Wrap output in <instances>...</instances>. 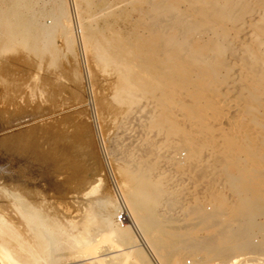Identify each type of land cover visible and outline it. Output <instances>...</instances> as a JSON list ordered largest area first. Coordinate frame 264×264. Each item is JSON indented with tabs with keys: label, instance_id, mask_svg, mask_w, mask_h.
Masks as SVG:
<instances>
[{
	"label": "bare ground",
	"instance_id": "6f19581e",
	"mask_svg": "<svg viewBox=\"0 0 264 264\" xmlns=\"http://www.w3.org/2000/svg\"><path fill=\"white\" fill-rule=\"evenodd\" d=\"M11 1L13 12L17 0ZM143 3L146 9L140 10L146 15L145 21H138L124 35L112 32L103 42L105 50L95 48V58L101 66L114 71L112 98L122 107L123 119L145 122L148 130L164 138L162 145H143L152 157L137 159L131 172L130 167L122 166L123 171L124 167L129 170L127 178L132 182V192H124L129 191L122 190L113 179V196H110L104 193L102 179H96L84 194L89 199L80 220L71 217L67 205L61 208L65 210L62 217L50 213L52 203L45 205L40 195L36 198L40 201H29L21 195L23 188H18L22 191L18 194L17 183L5 185L7 179L0 176V195L5 200L0 196V201L8 203L15 215L11 218V213H7L8 218L0 213V264H58L62 260L106 264L110 256L107 252L120 250L112 241L116 228L125 227L134 232L137 243L151 258L148 259L159 264L143 237L147 224L139 223L130 207L137 205L135 199L139 196L146 195L154 202L161 199V188L150 173L163 154L180 149L196 161L211 150L219 154L213 163L219 167L222 178L218 180V174H213L211 185H219L215 192L221 196V205L212 213L196 218L202 229L214 230L213 236L201 243L202 250L217 259L238 256L231 264H264V0H144ZM11 9L8 15L0 16L10 24L8 38H21V19L11 20ZM42 30L46 34L51 32L50 27ZM31 41L35 44L34 38ZM168 137L174 141L169 142ZM8 180L14 182L15 177ZM131 182L125 185L130 186ZM224 189L227 197H223ZM8 204L0 208L1 212H5ZM122 204L128 223L120 226L116 217ZM148 211L151 213L152 209ZM104 244L108 248L104 246L107 250L103 251ZM214 245L224 247L215 249ZM57 251L66 253L58 256ZM127 253L122 255L130 258L131 253ZM168 261L179 264L174 254Z\"/></svg>",
	"mask_w": 264,
	"mask_h": 264
},
{
	"label": "rangeland",
	"instance_id": "374dc122",
	"mask_svg": "<svg viewBox=\"0 0 264 264\" xmlns=\"http://www.w3.org/2000/svg\"><path fill=\"white\" fill-rule=\"evenodd\" d=\"M143 1L17 0V6L12 12V1L0 0V15H8L11 9V20L16 17L21 19L23 33L21 38H8L10 24L0 16V176L7 179L5 185H14L16 182L18 194L23 191L24 194L22 192L21 195L29 201L38 202L40 199L36 198L42 197L41 201H46L43 202L45 205L52 203L54 206L51 204L53 208L49 206V210L53 212H49L56 213L59 217L65 211L61 208L67 205L71 217L80 220L89 199L84 194L98 178L102 179L105 194L113 196L112 179L122 190L129 191L124 192H132V182L127 178L129 170L132 171L136 161L152 157L142 146L146 147L150 143L158 146L163 143L164 138L156 136L153 130H148L145 122L136 119L126 122L123 119L122 107L112 98L114 71L101 66L95 58V48L102 47L101 50H105L103 42L112 32L124 35L138 21H145L146 15L141 11L146 9L145 4H141ZM74 3L80 27L76 23ZM42 27H50V34H46ZM32 38L35 39V44L31 41ZM168 141L172 142L174 139L168 137ZM216 153L215 150L205 152L198 161L190 159L181 149L163 154L158 159L155 170H152L154 174L152 171L150 173L161 188V199L154 202L146 195L139 196L143 199L140 202L144 206L138 202V197L135 204L143 209L136 208L137 211L135 205L130 207L132 211L134 209L136 220L147 224L143 237L159 264H170L168 258L171 254L176 256L179 264H231L238 259V256L217 259L201 248V243L213 236L214 230L202 229L197 225L196 218L212 213L221 205V196L215 192L219 185H211L213 174L219 175L216 176L218 180L221 177L219 167L213 163L214 157L219 155ZM164 160L165 163H162ZM123 165L131 169L127 168V172L124 167L123 171ZM9 176L15 177V181H9ZM129 181L132 186L125 185ZM223 193V197L228 196L226 189ZM5 204L8 203L5 202L2 206ZM45 205L43 206L48 209ZM9 206L6 205L3 208L5 212L0 210V213L5 217L15 218ZM150 209L151 213L148 211ZM7 213L12 216L9 217ZM258 221L261 222L262 219ZM116 230L112 241L120 250L112 249L107 252L110 256L107 254L109 258H106V264H154L146 250L137 243L132 230L127 227ZM151 234L157 240L153 241ZM102 246L103 251L107 250L104 248H108L106 244ZM213 247L222 249L224 246ZM117 251L119 252L116 253ZM122 251L131 253L130 258L122 255ZM64 253L66 252L57 251L55 255L61 256ZM115 254L119 255L114 256ZM82 262L84 263L83 260H62L58 264Z\"/></svg>",
	"mask_w": 264,
	"mask_h": 264
},
{
	"label": "built area",
	"instance_id": "2783aa9c",
	"mask_svg": "<svg viewBox=\"0 0 264 264\" xmlns=\"http://www.w3.org/2000/svg\"><path fill=\"white\" fill-rule=\"evenodd\" d=\"M76 30H77V33L79 34V29H77V26H76ZM112 189H113V181H112ZM116 222L120 226L126 225L128 223V216H127V213H126V210H125V207L123 206V204L120 207V211H118V214L116 217Z\"/></svg>",
	"mask_w": 264,
	"mask_h": 264
}]
</instances>
